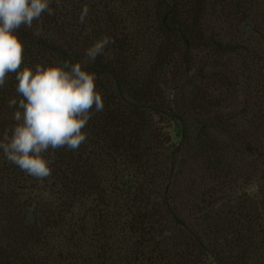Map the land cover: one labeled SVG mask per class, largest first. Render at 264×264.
Returning <instances> with one entry per match:
<instances>
[{"label":"trees","instance_id":"1","mask_svg":"<svg viewBox=\"0 0 264 264\" xmlns=\"http://www.w3.org/2000/svg\"><path fill=\"white\" fill-rule=\"evenodd\" d=\"M239 2L52 0L53 15L20 27L21 69L79 62L96 74L104 110H92L78 150L43 154L54 156L43 181L0 150V264H264V173L260 193L235 194L229 177L241 173L227 162L228 149L241 143L264 167L263 143L225 112L239 84L223 59L245 48L206 23L216 5ZM105 35L114 43L90 62L86 50ZM169 74L177 81L170 92ZM15 75L0 88V110L9 113L19 110L9 100L21 99ZM161 117L181 121L177 146ZM17 123L0 119V140Z\"/></svg>","mask_w":264,"mask_h":264},{"label":"clouds","instance_id":"2","mask_svg":"<svg viewBox=\"0 0 264 264\" xmlns=\"http://www.w3.org/2000/svg\"><path fill=\"white\" fill-rule=\"evenodd\" d=\"M52 0H0V88L9 73H15L16 92L21 99H10L9 108H17L11 136L5 131L0 150L6 159L22 171L43 181L52 172L54 161L43 155L49 149L76 151L87 141L86 128L92 110L102 112L104 101L96 88L97 76L81 63H54L48 66L21 65L24 44L18 35L21 26L31 28L45 12L53 15ZM89 9H82L79 21L84 22ZM114 43L107 35L97 39L85 52L90 62L104 54Z\"/></svg>","mask_w":264,"mask_h":264},{"label":"rangeland","instance_id":"3","mask_svg":"<svg viewBox=\"0 0 264 264\" xmlns=\"http://www.w3.org/2000/svg\"><path fill=\"white\" fill-rule=\"evenodd\" d=\"M239 1L237 9L227 8L226 5L225 7L216 5L213 9H210L206 23L213 33L220 34L224 40L236 42V44L245 48L240 55L233 54L223 59L224 62L231 64L232 76H235L236 83L239 84L236 86L238 98L234 105L232 100L225 102V112L228 115L236 116L235 122L239 124L238 129L248 132L255 144L262 142L264 145V0ZM37 32H41L40 28ZM204 53H197L195 57L198 58V62L205 59ZM184 78L180 76L176 77V80H182L184 85L189 86L187 81L191 78ZM167 80V88L170 92L171 87L177 81L173 83L170 74L167 76ZM216 88L220 93H226L225 83H218ZM178 97L180 96L177 94L176 98ZM229 102H232L231 107L227 106ZM13 116L14 113L0 110V119H14ZM187 119H189L190 126L194 127L193 116H189ZM156 120L159 121L158 125L164 127L172 144L177 146L184 138L182 136L181 121L169 117H161ZM243 149L244 146L241 143H236L234 147L231 146L228 149L227 162L232 167L237 166L241 173L237 176L232 171L229 178L234 179L233 189L235 194L246 192L252 196L262 191L260 177L264 173V167L255 160V157L248 155ZM189 176V173H187L184 178ZM245 176H249L248 180H245ZM189 179H182L181 190H184L186 182H190ZM166 236L168 237L166 239L168 248L174 250L172 247L173 242L169 238L170 235L166 234ZM180 248L178 245L177 250H181Z\"/></svg>","mask_w":264,"mask_h":264}]
</instances>
